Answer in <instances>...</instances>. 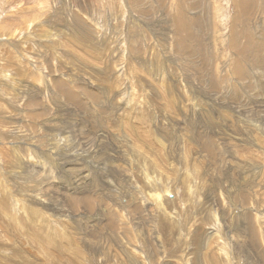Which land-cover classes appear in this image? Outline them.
I'll use <instances>...</instances> for the list:
<instances>
[{"label": "rangeland", "instance_id": "obj_1", "mask_svg": "<svg viewBox=\"0 0 264 264\" xmlns=\"http://www.w3.org/2000/svg\"><path fill=\"white\" fill-rule=\"evenodd\" d=\"M261 100L264 0H0V264H264Z\"/></svg>", "mask_w": 264, "mask_h": 264}, {"label": "bare ground", "instance_id": "obj_2", "mask_svg": "<svg viewBox=\"0 0 264 264\" xmlns=\"http://www.w3.org/2000/svg\"><path fill=\"white\" fill-rule=\"evenodd\" d=\"M182 28L183 27H187V24H181L180 25ZM187 29V28H186ZM188 30V29H187ZM186 30V31H187ZM48 33L50 32V31H47ZM75 35H77V33H75V31H72ZM140 36V34H138V36L137 37H139ZM234 44V43H233ZM236 48V47H235ZM115 51V52H114ZM112 53H117L118 55H120V57L123 55L122 53V50L120 49V46L119 47H115V50H114ZM131 53V52H130ZM142 57V56H141ZM139 55L138 56H136V58L135 57H130V61L132 62V60H134V62L136 63V62H139V61H143V60H145V59H142ZM237 60H238V58L237 57H235ZM136 59V60H135ZM235 59V60H236ZM236 60V62L238 63V67H237V72L238 73H243V70L240 68V65L239 64H241L239 61H237ZM242 65V64H241ZM146 68V67H145ZM99 69V68H98ZM125 69H128V68H125ZM72 71H73V69H72ZM89 71H92V74H93V72L95 71L94 69H90ZM234 71H236V67H235V69H234ZM232 72V71H231ZM258 72V71H257ZM95 73V72H94ZM97 73H98V71H97ZM100 73H104V72H102V71H100ZM109 73V72H108ZM107 73V74H108ZM128 72H126V75H128L127 74ZM262 73V72H261ZM105 75V74H104ZM119 75L120 74H117L116 75V77H115V80L113 81V82H117V81H120V78H119ZM71 76H74L75 78H77L78 76L77 75H75V73H71ZM129 76V75H128ZM107 77V76H106ZM95 78H97V77H95ZM103 78V77H102ZM77 80V79H76ZM86 80H87V82H88V84H90V85H86L87 87H88V89H86L84 92H85V94L87 95V94H89V91L90 92H92L91 90H90V88H92V86H93V84L94 85H96L95 83H94V81H93V79H92V77L90 78V79H88V78H86ZM128 80V79H127ZM130 87H132L133 85H135L134 84V82L132 81V78L130 77ZM102 82V81H101ZM136 82H139V79H136V81H135V83ZM137 85V84H136ZM118 86V85H117ZM141 86H143V84H141ZM99 89H103V86H101L100 85V87H99ZM203 92H205V89L204 90H202ZM207 91V90H206ZM135 92H136V94H138L137 93V91H136V88H135ZM197 92V91H196ZM195 92V93H196ZM208 92V91H207ZM218 92V91H217ZM120 93V92H119ZM206 93V92H205ZM203 94V93H202ZM117 95H119V94H117ZM89 98H91V99H93V100H96V98L95 97H92V96H88ZM134 98V97H133ZM194 99H196V97H193ZM216 98V97H215ZM215 98H213V99H215ZM135 99V98H134ZM133 99V100H134ZM199 100H202V99H200L199 98ZM209 101H215V100H211V99H208ZM75 101V100H74ZM135 101V100H134ZM142 101V100H141ZM204 101H207V100H204ZM135 102H137V101H135ZM144 102V101H143ZM264 103V100H261V101H259V104L260 103ZM75 103H78L77 101L75 102ZM145 104V103H144ZM122 106V105H121ZM120 106V107H121ZM145 106H147L148 108H146ZM261 106H264V105H261ZM82 107V106H81ZM120 107H116V109L115 110H117V111H122L123 113L125 112V109L124 108H120ZM141 108V109H140ZM130 109L132 110V111H134V112H137L138 113V115H141L142 117V120H146L147 119V123H149V120H150V118H148V116H147V114L149 113L148 111H152L153 113H154V111H153V104L151 103V100L149 99V102H148V105H139L138 103H136V104H134L133 106H131L130 107ZM236 109V107H232L231 108V112L232 111H234ZM164 113V112H163ZM264 114V113H263ZM137 115V116H138ZM154 115L156 116L157 115V113H154ZM164 115V114H163ZM259 115V114H258ZM264 116V115H263ZM149 119V120H148ZM141 120V121H142ZM151 122V121H150ZM161 122V124L162 125H160V126H165V122H162V121H160ZM225 123V120H224V122L222 123L223 124V126L225 127V125L227 126V123L226 124H224ZM219 124H221V123H219ZM261 124H262V126L260 127V130L261 131H258L260 134H262L263 136H264V127H263V125H264V117H263V119H262V121H261ZM167 126V125H166ZM144 127H146L145 125H144ZM147 128V127H146ZM227 129L223 132V134H225L226 136H228L229 135V133H231L232 132V130L231 129H229L228 127H226ZM159 130H161V132L164 130V128H162V129H160L159 128ZM165 130H167V129H165ZM164 130V132L167 134L168 133V131H165ZM231 131V132H230ZM180 133H177L176 134V132H174V136L176 137V139L177 140H180V135H179ZM171 136H172V134H171ZM168 137V136H167ZM169 137H170V135H169ZM168 137V138H169ZM167 139V138H166ZM161 145H162V142H161ZM113 146V145H112ZM169 146H170V144H169ZM55 147V146H54ZM54 147H52V150L54 149ZM71 147V146H70ZM116 150V149H115ZM116 152V151H115ZM13 153V152H12ZM118 153V152H117ZM133 153H134V151H133ZM104 155V154H103ZM200 156V157H202L203 155L201 154V153H196V154H192V156H191V159H196V156ZM129 156V155H128ZM136 156V155H135ZM228 157H231L232 158V156L233 155H227ZM180 157H181V155H180ZM118 157L117 156H113L112 157V159L113 160H115V159H117ZM111 159V158H110ZM142 161V160H141ZM227 161V160H226ZM140 163V162H139ZM229 163H231V161H229ZM141 165V164H140ZM193 165H198L197 163L196 164H194L193 163ZM128 166V165H127ZM130 167V166H129ZM139 169H140V166H139ZM98 170V169H97ZM132 171V170H131ZM202 171V170H201ZM207 171V170H206ZM231 170H230V168H228V170H227V172L226 173H228V172H230ZM136 172V171H135ZM256 172L257 171H252V172H250L249 174H248V176H247V178H244V177H242L241 178V180H243L241 183V185H239V186H237L238 188L239 187H243V188H245L244 187V185L247 183V181H248V179H249V177L254 173V174H256ZM150 173V172H149ZM111 174V173H110ZM152 174H153V172H152ZM206 175V174H205ZM230 175V174H229ZM114 176V175H113ZM149 176H151V175H149ZM225 177H226V175H225ZM188 182L190 181V177H188ZM108 181V180H107ZM4 182V181H3ZM112 182V181H111ZM161 182V181H160ZM213 183V182H212ZM165 185H166V182L164 183ZM214 184V183H213ZM110 185V184H109ZM165 185H163V186H165ZM211 185V184H210ZM157 186V185H156ZM201 186V185H200ZM213 186V185H212ZM4 187V186H3ZM114 187V186H113ZM198 187H199V185L198 184H196L195 186H194V190H189V188H187V192H189L188 194H190V195H195V194H197V193H199V191H198ZM110 189V188H109ZM106 190V189H105ZM231 192H233V193H235L234 191H233V188L230 190ZM74 193L75 194H78L79 196L78 197H70V196H66L65 197V199L68 201L69 200V204H73L74 202L76 203V204H80V205H82L84 208H86V210L87 211H90L89 209H91L92 210V206H91V204H90V200H89V198H88V196L86 197V196H80L81 194H82V191L80 190V189H75L74 190ZM101 194H103L102 192H101ZM155 196H157V195H155ZM76 198V199H75ZM154 198H156V197H154ZM162 198V197H161ZM153 199V198H152ZM157 200V202H156V204H158L159 205V203H158V198L156 199ZM154 202H155V200H154ZM159 202H160V200H159ZM165 203V202H164ZM164 203H161L160 205H163ZM45 203H41V205L44 207V208H46L45 207V205H44ZM107 204V203H106ZM32 204H30V206H31ZM37 205V204H36ZM47 205H48V207L50 206V204H48L47 203ZM159 205V210H161L162 209V207ZM74 206H75V204H74ZM74 206H72L71 208H74ZM78 207V206H77ZM156 207H158V206H156ZM165 207V206H164ZM47 209V208H46ZM50 209V208H49ZM256 209V208H255ZM5 210V209H4ZM163 210H165V209H163ZM32 211V210H31ZM41 211V210H40ZM47 211L49 212V210L47 209ZM50 211H51V214H57V215H59V216H61V214L59 213V210L58 209H56V210H52V209H50ZM55 212V213H54ZM166 212H167V210H166ZM256 212H258V213H262L263 211H262V209H256ZM44 215L46 214V212L45 211H43L42 212ZM50 213V212H49ZM91 213V212H90ZM245 213H249V214H252L251 212H250V210H246L245 211ZM18 214V213H17ZM20 214V213H19ZM39 214V213H38ZM48 214V213H47ZM16 216V215H15ZM20 216H22V219L24 220V218H23V215H20ZM27 216V215H26ZM48 216V215H47ZM55 216V215H54ZM173 215L172 214H170V213H168L167 212V215L166 214H163L162 215V217L164 218L163 219V222H160V225H161V227L162 228H164L165 227V222H166V220H167V218L168 217H170V223H169V225H170V227L168 226V228L170 229L171 227H173L174 226V222L173 221H171V220H174L173 219V217H172ZM11 217H12V215H11ZM30 217V216H29ZM40 217V216H39ZM172 217V218H171ZM10 218V217H9ZM17 218H19V215L17 216ZM27 218V217H26ZM53 218V217H52ZM76 218V217H75ZM21 219V220H22ZM29 219V218H28ZM43 219V218H42ZM54 219H57L56 217H54ZM32 220V219H31ZM30 220V222H32ZM36 220V219H35ZM37 220H38V218H37ZM36 220V221H37ZM40 220H41V218H40ZM49 220V219H48ZM51 220V219H50ZM164 220H165V222H164ZM169 220V219H168ZM20 221V220H19ZM11 222V221H10ZM16 222V221H15ZM22 222V221H21ZM33 222H34V220H33ZM41 222V221H40ZM55 222V221H54ZM17 223H19L18 221L16 222V224ZM23 223H24V221H23ZM23 223H21V224H23ZM36 223H38V222H36ZM44 223V222H43ZM49 223V222H48ZM166 223H168V222H166ZM21 224H18V225H21ZM24 224H27V221H26V223H24ZM23 224V225H24ZM31 224V223H30ZM47 224V223H46ZM53 224H55V223H53ZM14 225V224H13ZM23 225H21V226H23ZM29 225V224H28ZM28 225H26V226H28ZM33 225V224H32ZM35 225V224H34ZM39 225H41V224H39ZM17 226V225H16ZM31 226V225H30ZM43 226V225H42ZM48 226L50 227V225L48 224ZM47 226V227H48ZM64 226V225H63ZM63 226H62V228H63ZM9 227H10V225H9ZM36 227H38V226H36ZM46 227V226H45ZM53 228L54 227H56V226H52ZM160 227V228H161ZM7 228V227H6ZM11 228H13V227H10V229ZM16 228V227H15ZM33 228H35V227H33ZM71 228V227H70ZM47 229V228H46ZM69 229V228H68ZM68 229H67V233H68ZM71 229H74V228H71ZM28 230V229H27ZM33 230H35V229H33ZM38 230H41V227H39L38 228ZM75 230V229H74ZM15 231V230H14ZM17 231H18V229H17ZM69 231H71V230H69ZM73 231V230H72ZM72 231L70 232V234L72 233ZM204 231H206V230H204ZM203 231V232H204ZM227 232L228 231H231L230 229H227L226 230ZM8 232V231H7ZM45 232V231H44ZM111 232V231H110ZM33 233V232H32ZM31 233V234H32ZM35 233V232H34ZM40 233H41V231H40ZM46 233V232H45ZM85 233V232H84ZM93 233V232H92ZM112 233V232H111ZM208 233L209 232H207L206 231V233L203 235L202 233H201V231H199L198 229H196V228H194L193 229V233L191 234V239L194 241V242H196V245L198 246V247H200V248H204L203 246L205 245V243H207L209 240H210V237L211 236H209L208 235ZM229 233V232H228ZM39 234V232L37 233V235ZM44 234V233H43ZM55 234V233H54ZM57 234V233H56ZM69 234V233H68ZM68 234H67V236H68ZM69 234V235H70ZM75 234V233H74ZM66 235V234H65ZM14 236V235H13ZM56 236V235H55ZM66 236V237H67ZM74 236V235H73ZM113 237H114V235H112ZM59 237V236H58ZM86 237H87V235H86ZM172 237V236H171ZM43 238V237H42ZM48 238V237H47ZM46 238V239H47ZM60 238V237H59ZM84 238V237H83ZM39 239H41V238H39ZM77 239V238H76ZM79 239H80V237H79ZM111 239V238H110ZM109 240V239H108ZM191 240V241H192ZM110 241V240H109ZM167 241V240H166ZM47 242V241H46ZM64 242H65V240H64ZM73 244V243H72ZM6 244H3V246H5ZM0 246H2V245H0ZM2 246V247H3ZM69 246V245H68ZM70 246H72V245H70ZM10 247V246H9ZM53 247V246H52ZM63 247V246H62ZM4 248H8V246L7 247H3V249ZM68 248V247H67ZM78 248H80V247H78ZM68 249H70V248H68ZM72 249V248H71ZM81 249V248H80ZM126 249V248H125ZM5 250V249H4ZM9 250V249H8ZM67 250V249H66ZM84 250V249H83ZM82 250V251H83ZM1 251V250H0ZM7 251V250H6ZM71 251V250H70ZM9 252V251H8ZM103 252V251H102ZM106 252V251H105ZM126 252H128V251H126ZM3 253V252H2ZM6 253V252H5ZM89 253V252H88ZM104 253V252H103ZM108 254V253H107ZM126 254H128V253H126ZM77 255V254H76ZM104 255V254H103ZM128 255H130V254H128ZM65 256V255H64ZM196 256V255H195ZM126 257H127V255H126ZM199 257V256H198ZM106 258V257H105ZM195 260V259H194ZM58 262V261H57ZM79 262V261H78ZM194 262V261H193ZM118 263V262H117ZM211 264H214V262L211 260Z\"/></svg>", "mask_w": 264, "mask_h": 264}]
</instances>
